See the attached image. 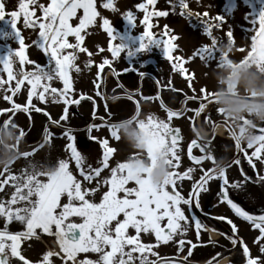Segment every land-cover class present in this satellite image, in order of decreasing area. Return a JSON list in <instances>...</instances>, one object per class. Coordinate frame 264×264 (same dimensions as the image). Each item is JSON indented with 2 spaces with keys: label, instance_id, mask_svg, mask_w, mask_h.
I'll return each instance as SVG.
<instances>
[{
  "label": "snow or ice",
  "instance_id": "snow-or-ice-1",
  "mask_svg": "<svg viewBox=\"0 0 264 264\" xmlns=\"http://www.w3.org/2000/svg\"><path fill=\"white\" fill-rule=\"evenodd\" d=\"M155 3V0H147V3H139L137 8L145 11V16L142 24H145L143 33L137 39L131 37H117L114 28L111 26L108 19L102 20V26L109 37V48L113 58H116L124 50L129 55L136 51L146 50L150 44H160L159 39L153 38V33L149 31L147 21L151 15L164 16V11L149 12L148 6ZM179 7L183 10L187 7L185 0H178ZM105 8H111L112 4L105 3ZM5 4L0 0V20H6L11 27V31L0 30V39L8 40L13 39L18 43L16 49L9 48L3 57H0V65L3 71L7 73V80L0 79V88L10 81H15L14 87L9 84L8 91L13 94L21 89L24 85L27 88V98L31 102L35 96L39 101L46 102L48 98L53 101H63V115L57 120H52L49 117V122L61 127L63 131L60 135L66 138L67 143L65 148L70 152V156L66 161L61 163L68 168L71 160L75 161L76 168L80 171L81 177L84 180H92L99 176L102 168L108 167L109 156L113 153V148L108 146L107 140H100L99 143L104 149L102 159L99 161V166L93 168L91 165L85 167V161L81 153L74 146V137L71 134L72 130L61 121L68 119L67 113L69 112L68 105L79 103L78 100L71 99L72 94V78L69 73L74 69L76 72L80 68L74 63L76 60V52H87L86 48L81 47V41L84 40L82 34L88 27L96 22L97 11L94 0H50L46 4L39 2V0H19L18 10L10 12V19H5ZM82 10V12H81ZM37 11L39 14H37ZM22 16V22L25 28H30L36 31V39L32 42L43 51L47 56V64L42 65L33 60H29L25 54L26 45L21 31L17 28L18 18ZM73 18L78 21L73 25L71 22ZM125 19L131 23L135 17L131 11L127 12ZM216 27L219 28L223 23V17H217ZM259 27H253L252 31L255 35L251 36V49L248 52L249 57H254L258 61L264 62V10L259 14ZM256 20L253 21V25ZM211 26H204V31L209 33ZM227 37H232V31H227ZM69 36L75 38V43H70L67 39ZM119 39V43L113 41ZM147 39L148 43H145ZM174 39V38H173ZM138 42V47H132L129 42ZM175 47L170 40H164L163 50L164 55L169 60L173 59L171 55L172 49ZM71 49L72 51H66ZM202 60H210L212 52L208 46H203L197 50ZM177 61L181 58L176 57ZM19 61V66L14 70V64ZM92 60L89 59L87 64L90 65ZM110 62L104 59L99 65V69H104ZM25 64L33 65L31 68H25ZM174 70H178L181 75L184 74L185 69L179 63L173 65ZM98 69V75H99ZM190 79V77H189ZM59 80L63 83L62 89H57L51 86V82ZM201 93L204 94L206 90L201 88ZM212 98V93H207L204 97ZM5 99L12 102V95L5 96ZM90 99V98H89ZM188 99V97H185ZM204 101H201L200 107L194 110L199 114L203 107ZM163 106V105H162ZM34 107V106H33ZM29 111L27 105L13 103L9 111L15 113L17 110ZM36 111L43 112V109L37 108ZM219 111V110H218ZM47 115V113H45ZM183 115L182 112L167 110V121L164 119H157L156 124L164 127L162 133L171 148L170 153V179L163 185L162 188L150 190L143 186L134 185L128 186L125 180V171L123 163L111 168V176L107 178L104 183L107 185V190L103 192L100 201L93 202L86 198L87 192H95V188H83L79 180L70 174L68 181L62 188L48 186L40 190V199L32 200L31 196L36 195L32 193L25 199V188H17L12 184L13 191L9 199H0V218L3 219L4 227L0 228V264H12L11 258H18L23 264H31L22 254L21 243L29 237L35 236L36 229H40L44 233L54 235L59 244V252L48 251L44 253L42 264H52L49 259L54 255H61L64 261H71L72 264H159L158 260H148L147 252L151 250L152 245L142 243V234H154L157 243L161 240L167 242L173 240L174 236H180L188 231L189 227L196 229V236L199 238V230L206 227L203 221L195 214L194 209H200L199 192L202 190L207 191V182L213 177L219 179V197L218 203L221 201L226 202L230 209L236 216L243 220L250 222L253 229L258 230V235L255 237L253 243L258 244L259 251L264 253V214L253 215L246 211L238 203L229 198L227 186L229 181L225 177V168L227 164L217 165L215 158L210 152L205 155H192L193 148H199L201 152H205L204 145L198 144L195 139L188 145L189 158L196 164L207 159L213 162L215 167L209 168L206 171L202 169V174L198 180L193 178L194 169L189 167L183 172H174L176 165L180 163V155L177 152L179 129H173L170 126V121L173 117ZM153 116L149 115L151 122ZM207 119V117H205ZM4 128L2 131L8 130L9 119H5ZM15 127V125H13ZM99 127L98 125H90L89 129ZM111 137L119 139L116 131L114 130L117 125H108ZM264 132V128H261ZM175 133V134H174ZM24 135L23 131L20 132V137ZM56 135L48 130L45 125L43 129V137L41 144L48 141L52 136ZM254 151L251 156H248V162L255 168L252 162V157H256L264 163V136L259 138L256 145H248L249 149L253 147ZM236 148L240 149L241 145L236 142ZM28 152H25L26 156ZM236 163H240L237 159ZM244 180H250L251 177L247 176L241 170ZM16 174H11L10 180L15 179ZM193 180L191 191L188 193L187 198L178 190L179 185L176 184L177 180L183 179ZM258 181H264V176H258ZM7 183L0 187L2 190ZM99 186V185H97ZM172 186V187H170ZM239 186V185H235ZM27 191L31 193V188L27 187ZM61 197L66 198V202L61 203ZM182 205H187L186 215L185 209ZM72 217H78L80 222H75ZM215 219L227 220L231 226L232 235L228 236L232 244L239 245L243 248V257L246 264H264V258L254 257L250 255L249 248L244 245L243 241L236 235V224L227 217L218 216ZM166 220V224L162 227L161 222ZM19 222L24 226L22 231L12 232L9 230L11 222ZM54 229V230H53ZM129 229L134 230V234L129 233ZM167 229V231H165ZM78 231V235H77ZM179 245V248L184 247L183 240L174 241ZM191 243V241H189ZM178 248V251H179ZM95 253L96 258H83L78 257V253ZM139 254V255H136ZM155 255V253H153ZM217 256H222V253H217ZM164 264H172V262L164 261ZM176 264H183L182 261Z\"/></svg>",
  "mask_w": 264,
  "mask_h": 264
},
{
  "label": "flooded vegetation",
  "instance_id": "flooded-vegetation-1",
  "mask_svg": "<svg viewBox=\"0 0 264 264\" xmlns=\"http://www.w3.org/2000/svg\"><path fill=\"white\" fill-rule=\"evenodd\" d=\"M224 35L227 36L222 31H213L211 32L212 41L201 43L195 48L181 49L176 41H170L175 45L171 51L172 60L164 55L163 42L166 37L163 36L153 37L159 39L160 44H150L146 50L136 51L131 55L124 50L116 58L112 57L107 43L104 56L100 58V61L102 63L104 59H108L110 63L101 69V80L95 83L94 77H92L89 83L82 85L81 89L78 88V93L74 97L76 99L80 95H89L93 99L68 106L67 115L70 116L71 121H61L62 125L72 130L74 146L81 153L85 165H90V161L99 162L104 151L99 141L107 140L108 146L113 148V153L109 157H123V159L130 157L122 160L125 171L124 178L129 183L128 186L139 185L153 191L162 188L171 175L169 164L171 148L162 134L164 127L157 125L156 120L167 121L168 109L182 112L183 115L173 117L169 122L173 129H179L180 136L177 148L180 163L172 171L183 172L191 167L194 169L193 178L198 180L202 169L206 171L215 167L210 160L205 159L200 164H196L189 158L188 145L195 139L198 144L204 145L205 152H201L199 148H193L192 155L199 156L210 152L217 165H228L225 168V177L229 181L227 186L229 198L249 211L250 214H264V181L257 182L258 176H264V163L256 157H252V162L255 164V168H253L247 159L255 148L254 146L249 149L247 146L256 145L259 138L264 136V132L261 131L264 125L259 126V134L252 143L247 145L239 143L241 148L237 149L235 136L232 135L235 125L224 118L222 110L212 102L213 97L204 99L207 93H211V89L225 87L223 83L217 84V80H222L225 76L224 65L226 63L254 58L234 57L235 44L222 41ZM129 43L132 47H138V42ZM203 46H208L212 52L210 60H202L197 54V50ZM176 57L181 59L177 61ZM194 60L202 62L203 68L198 70L199 76L194 70ZM255 60L257 64H260V61L256 58ZM177 63L185 69L183 75L178 70H174L173 65ZM95 71L96 68L91 66L86 72L95 75ZM237 87L243 94V85L240 84ZM201 88L206 90L204 94L201 93ZM202 100L204 101L203 107L197 114L194 110L200 107ZM150 114L153 116L151 122L149 121ZM93 124L99 127L90 130L89 126ZM110 124L117 125L114 130L119 139L111 137L108 127ZM45 125L48 126L51 133L56 134L49 141L45 139L46 145L54 138L67 142L66 138L60 135L63 129L50 123L49 119H46L42 124L41 136H43ZM30 129L32 130L31 126ZM237 159L240 163H236ZM165 166L167 171L164 172L162 182L158 183L154 179V173L157 169L163 171ZM241 170L251 179L245 181ZM12 173L16 176L15 179L10 180L9 177ZM33 178L35 177L30 170L26 169L25 164L19 163V158H13L7 163L2 157L0 158V187L7 183L3 189L10 190V193L5 197L3 195L5 191H3L0 198L3 195L4 200L9 199L13 191L12 184H14L18 189L21 187L26 189L25 199L35 193L36 195L31 196L32 200H39L40 190L47 186L31 185L33 183L31 180H35ZM192 183L193 180L187 178L176 181V184L180 186L178 190L186 198L191 191ZM219 184V179L213 177L207 182L208 190L201 189L199 192L201 208L194 209V212L206 225L199 230V238L196 236L194 227H189L187 232L180 236H174L173 240L167 242L161 240L157 243L154 234L141 235L142 243L152 245L151 250L147 252L149 261L158 260L159 264H164V261L172 262V264L179 261H182L183 264H246L243 248L239 245L234 246L228 239V236L232 235L231 226L227 220L215 219L218 216L227 217L236 224V235L249 248L251 256L264 258V253L259 251L258 244L253 243L259 234L258 230L253 229L250 222L236 216L226 202L218 203ZM27 187L31 188V193L27 191ZM182 207L185 209L186 215H190L187 212L188 206L182 205ZM76 222H80V219ZM164 224H166V220L161 222L162 227ZM35 232V236L26 240L30 243L26 242L25 248L27 251L38 252L42 255L44 250L42 239L56 240V238L40 229H36ZM129 233L134 234V230L129 229ZM176 240H183L184 247L179 248V245L174 242ZM217 253L223 255L217 256ZM84 255L87 258H96L95 253L89 252ZM23 256L31 264H35V261L32 262L27 254ZM11 259L12 264H23L22 261L14 262L13 258Z\"/></svg>",
  "mask_w": 264,
  "mask_h": 264
},
{
  "label": "rangeland",
  "instance_id": "rangeland-1",
  "mask_svg": "<svg viewBox=\"0 0 264 264\" xmlns=\"http://www.w3.org/2000/svg\"><path fill=\"white\" fill-rule=\"evenodd\" d=\"M39 2L46 4L47 2H50V0H39ZM109 2L112 4V7L105 8L104 4ZM3 3L5 4V19H10V12L18 10L19 0H3ZM94 3L98 13L96 22L90 25L88 29L82 33L84 35V40L81 41V47L86 48L87 52H80L77 50V58L74 63L80 68V71L76 72L72 69L69 73L73 85L71 99L77 95L78 88L81 89L82 85L89 83V80L94 77L93 74L86 72L88 67L87 61L91 59L92 63H95L96 61H100V58L104 56V44L109 41V37L102 26L103 19H108L110 21L117 37H131L132 39H137L140 34L143 33L146 26L141 23L144 19L145 11L137 8L136 5L139 3L146 4L147 0H94ZM185 4L187 7L182 10L179 7L178 0H155L154 4L148 6V11H164L165 15H151L147 21V25L150 26L149 31L153 34L161 32L168 33V40L176 41L181 49L195 48L200 46L201 43L208 41L203 34L204 28L191 27L184 17H181V15L178 14L179 10L190 13L194 17L196 23L202 24L203 26L210 25L213 27L212 29H215V25L218 22L216 18L223 17V23H221L220 28L222 29V32L225 33H227L229 29L232 31L233 43L235 44L234 57H249L248 52L251 49V36L255 35V32L252 31V29L253 27H259L258 18L260 12L264 10V0H185ZM129 11H131L135 17L131 23L125 19V15ZM37 14H39L38 11ZM22 19V16L18 18L17 28L21 31V35L24 38V43L26 45L25 54L29 60L36 61L42 65L47 64V56H45L43 51L32 42L36 39V31L30 28H25ZM254 20H256L255 25H253ZM71 22L74 25L78 21L76 18H73ZM0 30L11 31L12 29L6 20H0ZM67 39L70 43H75V38L73 36H69ZM221 40L224 42L232 41L231 38H228L225 35ZM117 41H119V39L115 40V42ZM145 41H147V39ZM18 46V43L13 39H0V57H3L9 48L14 50ZM66 51L72 50L67 49ZM193 63L194 70L197 71L199 76L200 72L198 70L203 68L202 62H200V60H194ZM259 63L264 64V62L261 61ZM18 66L19 61L17 60L16 64L13 66L14 70L18 68ZM24 67L27 69L33 67V65L25 64ZM0 79L7 80V73L3 71L2 65H0ZM9 84L14 87L15 81H10ZM9 84H5L3 88H0V110H10L13 103H16L20 104L22 108L27 105L29 111L25 112L22 109L17 110L15 113L0 111V157H12L18 151L19 153L29 151L33 146L28 144L34 142L41 134L42 124L47 116L45 113H50L53 118L58 119L64 107L63 101H53L51 98H48L46 102H41L34 96L31 102H29L27 98V88L24 85L21 86L20 90L13 94L11 91L7 90ZM51 86L57 89H62L63 83L59 80H54L51 82ZM7 95H12V102L5 99V96ZM37 108L43 109V112L36 111ZM5 119H9L8 130L6 132L2 131ZM31 120L33 122L32 130L30 128L27 129ZM70 120V116L68 115L66 121L69 122ZM13 125H15V127ZM26 129L27 131H25ZM21 131L25 132V135L27 134L26 140L21 139ZM66 143L65 140L54 138L48 142L41 151L39 150L34 156H29L30 158H27L26 160H20L19 163L25 164L26 169L31 170L32 175L35 177L33 178L35 180H31L33 182L31 185L37 184L45 185L47 187L51 185L56 188H62L68 181L72 172L83 188L96 189L94 193L87 192L86 198L98 203L103 196V192L107 190V185L104 181L107 178H110L111 168L119 165L122 160L130 157H124V159L123 157H114L110 159L108 161V167L100 173L98 178H94L85 183L83 179L78 177L75 172L76 169L71 161L69 162L68 168L61 163L69 158V154L65 148ZM14 144L16 149L13 148ZM113 144L114 143L112 142V145ZM101 159L102 158L99 160ZM91 163L94 165L93 168L99 166V162L95 163V161H90V164ZM85 167L87 166L85 165ZM9 193L10 190L8 191L7 189L3 194L4 197ZM4 197L2 199H4ZM61 200L66 202L65 197H62ZM71 219L76 222L79 218L72 217ZM3 227V219L0 218V228ZM8 227L12 232L22 231L24 228L22 224L15 221L11 222ZM26 242L30 243L26 240L22 242L21 254H27L32 262L35 261V264H42L44 253L50 250L42 244V248L44 249L42 255L38 252H30L25 248V245L27 244ZM84 254L86 253H78V257L83 259L86 257ZM59 257V255H54L49 259L52 261V264H72L71 261L66 262L60 260L61 258ZM54 259L56 261H54ZM13 261L15 262L19 260L18 258H13Z\"/></svg>",
  "mask_w": 264,
  "mask_h": 264
},
{
  "label": "clouds",
  "instance_id": "clouds-1",
  "mask_svg": "<svg viewBox=\"0 0 264 264\" xmlns=\"http://www.w3.org/2000/svg\"><path fill=\"white\" fill-rule=\"evenodd\" d=\"M224 70L225 76L217 80V84L223 83L225 87L211 89L212 102L222 110L224 118L235 125L232 129L235 143L247 145L256 139L259 126L264 125V64H257L255 58L242 59L226 63ZM240 84L243 94L237 87ZM166 171V166L163 171L157 169L154 179L162 182Z\"/></svg>",
  "mask_w": 264,
  "mask_h": 264
},
{
  "label": "water",
  "instance_id": "water-1",
  "mask_svg": "<svg viewBox=\"0 0 264 264\" xmlns=\"http://www.w3.org/2000/svg\"><path fill=\"white\" fill-rule=\"evenodd\" d=\"M81 99H82V98H81ZM81 99H80V100H81ZM77 235H78V231H77Z\"/></svg>",
  "mask_w": 264,
  "mask_h": 264
},
{
  "label": "bare ground",
  "instance_id": "bare-ground-1",
  "mask_svg": "<svg viewBox=\"0 0 264 264\" xmlns=\"http://www.w3.org/2000/svg\"><path fill=\"white\" fill-rule=\"evenodd\" d=\"M226 260V259H225Z\"/></svg>",
  "mask_w": 264,
  "mask_h": 264
}]
</instances>
